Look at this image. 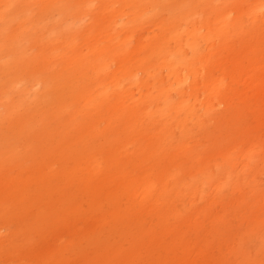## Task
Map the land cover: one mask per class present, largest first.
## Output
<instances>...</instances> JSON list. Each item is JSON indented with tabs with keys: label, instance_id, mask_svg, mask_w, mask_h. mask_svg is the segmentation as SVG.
Segmentation results:
<instances>
[{
	"label": "rangeland",
	"instance_id": "rangeland-1",
	"mask_svg": "<svg viewBox=\"0 0 264 264\" xmlns=\"http://www.w3.org/2000/svg\"><path fill=\"white\" fill-rule=\"evenodd\" d=\"M0 264H264V0H0Z\"/></svg>",
	"mask_w": 264,
	"mask_h": 264
}]
</instances>
